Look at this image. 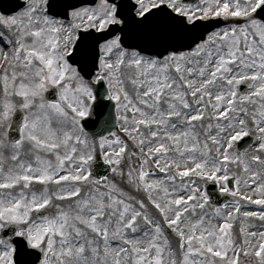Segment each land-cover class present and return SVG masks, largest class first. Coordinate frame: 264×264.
Wrapping results in <instances>:
<instances>
[{"label": "snow or ice", "instance_id": "1", "mask_svg": "<svg viewBox=\"0 0 264 264\" xmlns=\"http://www.w3.org/2000/svg\"><path fill=\"white\" fill-rule=\"evenodd\" d=\"M14 7L0 264H264V0Z\"/></svg>", "mask_w": 264, "mask_h": 264}, {"label": "water", "instance_id": "2", "mask_svg": "<svg viewBox=\"0 0 264 264\" xmlns=\"http://www.w3.org/2000/svg\"><path fill=\"white\" fill-rule=\"evenodd\" d=\"M0 1H1V3H0V8L1 9L4 7L5 4H7L10 8H12L13 11H17V9L14 6L16 4H18V3H20V0H0ZM244 143H246V144H252L253 143V140L246 138L245 141H244ZM104 174H107V169H106V172H104ZM225 201H227V200H225Z\"/></svg>", "mask_w": 264, "mask_h": 264}, {"label": "rangeland", "instance_id": "3", "mask_svg": "<svg viewBox=\"0 0 264 264\" xmlns=\"http://www.w3.org/2000/svg\"><path fill=\"white\" fill-rule=\"evenodd\" d=\"M241 87H243V85H242ZM252 146L254 147L255 145L253 144ZM256 207H257V206H256ZM251 210H254V209H251Z\"/></svg>", "mask_w": 264, "mask_h": 264}]
</instances>
